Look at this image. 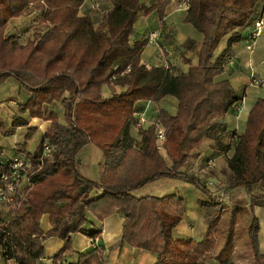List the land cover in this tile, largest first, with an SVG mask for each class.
Listing matches in <instances>:
<instances>
[{
	"label": "trees",
	"instance_id": "obj_1",
	"mask_svg": "<svg viewBox=\"0 0 264 264\" xmlns=\"http://www.w3.org/2000/svg\"><path fill=\"white\" fill-rule=\"evenodd\" d=\"M82 1L0 0V82L12 77L28 92L26 100L16 104L18 112L49 120L32 152L13 146L12 154L29 158L32 166L21 180L26 185L20 182L12 199L0 203L1 258L36 264L44 254L41 238L56 235L63 242L51 260H59L71 248L72 232L80 231L91 241L101 232V227H83L87 213L101 220L116 211L123 218L119 243L154 253L150 264H205L211 257L228 264L235 246L232 227L215 253L213 230L220 208L227 204L219 194L225 188L212 189L197 174L180 167L205 139L222 151L229 149L228 139H232L226 186H242L248 192L247 239L253 264H264L254 212L256 205L264 206V95L249 109L243 130L231 138L222 119L241 101L242 93L229 79L216 78L226 68L233 44L245 38L246 29L262 13L264 0H189L183 20L202 33V40L182 41L197 61L177 72L167 65H145L140 52L147 40H129L138 13L155 9L161 19L170 0H155L148 6L139 0H107L99 29L93 27L90 14H79ZM32 10L37 11L40 30L18 42L15 34L6 31L7 23ZM223 37L225 46L215 54ZM113 85L121 88L114 90ZM102 86L111 89L107 95L102 94ZM166 95L174 97V111L158 106L152 113L164 129V157L152 126L135 130L132 119L145 102L157 104ZM53 102L61 106L62 122L55 112L43 111L44 104ZM19 124H26V119L13 114L8 127L0 119V131L8 135ZM131 128L138 132L137 143ZM31 130L27 128V136ZM42 141L50 145L49 157H41ZM87 142L102 154L97 179L78 170L76 153ZM8 156L0 150L1 159ZM159 177L188 181L204 193L198 204L212 215L200 239L172 233L185 211L181 195L133 193ZM42 213L50 224L45 231L38 223ZM90 246L77 253L74 264L104 262L103 249L96 241Z\"/></svg>",
	"mask_w": 264,
	"mask_h": 264
},
{
	"label": "crops",
	"instance_id": "obj_2",
	"mask_svg": "<svg viewBox=\"0 0 264 264\" xmlns=\"http://www.w3.org/2000/svg\"><path fill=\"white\" fill-rule=\"evenodd\" d=\"M139 1L144 6H148L155 2V0ZM177 1L178 0L169 1L161 19H158L155 9H152L146 14L138 13L133 22V28L129 33V40L133 41L141 38L147 40L140 52V61L147 66L162 64L167 65L169 70L177 72L186 70L190 64H194L197 61V56L194 51L186 49L181 43L187 37H191L196 41H201L202 33L197 31L191 23L183 20L186 10L178 8ZM107 5V0H83L78 12L81 15L90 14L93 21V27L99 29L102 27L101 11L107 7ZM262 10L264 16V5L262 6ZM22 17L20 16L9 19L7 26L19 23V19ZM249 27L246 30H248ZM14 29L15 27L10 29L11 32L8 33L15 34L13 31ZM221 42H225V37L220 41L215 50V54L225 46V43L224 45H221ZM231 53L233 55V61L228 63L224 71L218 74L216 78L229 79L234 88L236 90L238 88V91L242 93L241 101L235 105L234 109L232 108L229 110L222 119L223 122H225L227 129L231 130L232 128H240L241 132L245 126L249 109L258 96L264 95L261 92H256L253 96L250 91L251 89H249L252 87L248 86L250 70H253L258 77L264 78V29L256 39L252 52L247 50L244 39H240L233 44ZM103 87H105L104 91ZM103 87L101 88L102 94L107 95L109 89L107 86ZM27 96L28 92L12 77L5 78L0 84V119L3 127L9 126L13 114H17L26 119V124L15 126L13 131L8 135H5L0 131V150L5 153V155H11L13 153V146L15 145L18 146V149L22 148L28 152H32L49 123V120H43L38 117H29L26 112H18L16 110V104L23 103ZM43 111L55 112L58 120L62 122V109L58 102L44 104ZM28 127L32 128V130L27 136ZM1 136H4L3 140ZM210 141L212 142V145L213 141ZM30 143H32L31 147ZM204 149V145H200L195 151L199 152ZM158 150L161 155L165 153L163 147H159ZM76 156L79 159L78 170L88 177L97 179L101 171L100 161L102 154L100 149L93 143L87 142L79 148ZM168 180L169 179L164 177L155 178L133 190V193L135 192V195L151 194L145 187L146 185L149 183L155 184L156 182L164 184L165 182H169ZM174 182L180 184L177 180ZM26 183L27 181L23 180L21 186L23 187ZM175 193L177 194V192ZM262 207L264 206L256 205L254 207V212L257 215L260 224L258 233L259 249L264 252V209H261ZM122 220V216L116 211L111 212L101 220L96 219L90 213L86 214V220L83 223L84 228L99 229V227H102V230L96 239L97 247L103 249V255L105 256V260L102 264H150L155 258L154 253L131 247L124 243H119ZM178 222L173 228L172 233L175 236H183L185 234L180 233L181 231L178 229ZM38 223L41 230H47L50 226L48 215L42 213L39 217ZM70 236L71 248L64 251L62 257L55 261L51 260V256L61 247L63 239L56 235H49L41 238L44 254L36 260V264H74L78 252L91 249V237L86 236L80 231H74ZM201 237L202 236L195 238L200 239ZM235 250L234 246V254ZM210 261V258H208L205 261V264H214ZM237 261H239L238 258L235 260L233 259L230 264H238ZM0 264H14V261L12 258H0Z\"/></svg>",
	"mask_w": 264,
	"mask_h": 264
},
{
	"label": "rangeland",
	"instance_id": "obj_3",
	"mask_svg": "<svg viewBox=\"0 0 264 264\" xmlns=\"http://www.w3.org/2000/svg\"><path fill=\"white\" fill-rule=\"evenodd\" d=\"M37 19V11L32 10L28 14L24 15V17L19 19V23L11 26L8 25L6 31L11 32L10 29L15 27L13 31L15 33L17 41L21 43L25 42L26 39L32 37L33 32L40 30V26L37 23ZM224 43L225 42H221V45H224ZM248 86L252 87L249 89H251L250 91L253 96L256 92H261L264 94V85L252 86L248 80ZM103 88L104 91L105 87ZM112 88L114 90H119L121 86L113 85ZM110 90L111 89H109V92ZM158 106L164 107L169 112H173L175 107V99L172 96L166 95L161 100H159L157 104H150L148 106V112L154 113ZM130 130L135 139V143H137L139 138L138 132H136L132 128ZM237 132H240V128H232L230 130L231 138H233L232 135ZM1 138L3 140L4 136H1ZM228 140L229 149L222 151L217 148H214V146L211 145L212 142L208 139H205L202 143V146L204 145L205 149L199 152L194 151L190 155L187 163L182 166V169L197 174L199 177H201L203 181L207 179L212 180V189H215L217 187L225 188V199L227 200V202L223 203L227 204L220 208L218 212L219 216L213 226L217 241L214 253L221 246L229 228L232 227L233 242L236 250L235 254H231L228 264H230L233 259L235 260L237 258L239 259V261H237L238 264H253L252 251L248 243L246 232V226L250 219V198L248 192L242 186H235L233 188L226 186V175L228 173L226 163L227 158L232 154V146L234 143L232 139ZM31 146L32 143H30V147ZM163 155L164 157L166 156L165 153H163ZM164 178L169 179V182H165L164 184L157 182L155 184L149 183L145 187L149 190L151 194L160 195L169 192H177V194H180L183 198H185V211H183L182 217L178 222V229L181 231L180 233L192 236L194 238L203 236L206 230V224L209 219V215H212V212H210L211 210L203 209L198 204L201 199L205 198L204 193L188 181L181 180L178 178L174 179V177ZM175 180L179 181L180 184H176V182H174ZM261 209H264V207H262ZM210 260L212 261V263L218 264L215 258L211 257Z\"/></svg>",
	"mask_w": 264,
	"mask_h": 264
},
{
	"label": "built area",
	"instance_id": "obj_4",
	"mask_svg": "<svg viewBox=\"0 0 264 264\" xmlns=\"http://www.w3.org/2000/svg\"><path fill=\"white\" fill-rule=\"evenodd\" d=\"M177 7L183 10H187L189 7V0H178ZM264 29V16L263 14H257L253 19L247 35L244 38L245 46L249 52H252L253 46L258 36ZM233 61V55L229 57L228 63ZM249 83L251 85L259 86L264 85V78L258 77L253 70L249 72ZM149 102H145L143 107L136 110L133 113L132 127L137 130L144 128L148 125L152 126L154 140L157 147H161V143L164 139V129L161 123L153 117L152 113L148 112ZM41 157L50 156V145L46 141L41 142ZM31 161L29 158L21 154H12L8 157L1 159L0 157V203L10 201L20 188L21 180L27 176L31 169ZM205 185L212 186V180H204ZM220 196H225L224 190H220ZM102 230V227H101ZM97 237H94L91 241L93 245ZM2 250V249H1ZM1 258V256H0ZM8 258V257H5ZM15 264V263H14Z\"/></svg>",
	"mask_w": 264,
	"mask_h": 264
}]
</instances>
